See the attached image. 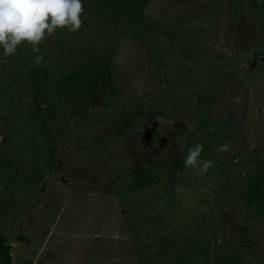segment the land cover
Instances as JSON below:
<instances>
[{
    "label": "rangeland",
    "instance_id": "rangeland-1",
    "mask_svg": "<svg viewBox=\"0 0 264 264\" xmlns=\"http://www.w3.org/2000/svg\"><path fill=\"white\" fill-rule=\"evenodd\" d=\"M83 7L0 63L11 264H264V0Z\"/></svg>",
    "mask_w": 264,
    "mask_h": 264
},
{
    "label": "clouds",
    "instance_id": "clouds-1",
    "mask_svg": "<svg viewBox=\"0 0 264 264\" xmlns=\"http://www.w3.org/2000/svg\"><path fill=\"white\" fill-rule=\"evenodd\" d=\"M83 0H0V63L4 57L16 54L27 43L37 53L34 62L43 60L40 43L58 29L77 32L82 26ZM204 144L188 149L184 167L206 172L212 161H201ZM229 145L222 144L219 151L226 152Z\"/></svg>",
    "mask_w": 264,
    "mask_h": 264
},
{
    "label": "trees",
    "instance_id": "trees-1",
    "mask_svg": "<svg viewBox=\"0 0 264 264\" xmlns=\"http://www.w3.org/2000/svg\"><path fill=\"white\" fill-rule=\"evenodd\" d=\"M108 82L110 81V75L106 76ZM106 82H103L105 84ZM10 245L7 244L5 237L0 231V255H1V262L2 264H11V254H10Z\"/></svg>",
    "mask_w": 264,
    "mask_h": 264
}]
</instances>
